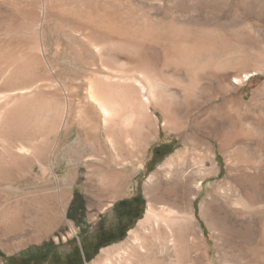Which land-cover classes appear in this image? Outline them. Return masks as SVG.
<instances>
[{
  "label": "rangeland",
  "instance_id": "obj_1",
  "mask_svg": "<svg viewBox=\"0 0 264 264\" xmlns=\"http://www.w3.org/2000/svg\"><path fill=\"white\" fill-rule=\"evenodd\" d=\"M202 27L203 32L210 33L207 43L212 61L209 58L203 60L201 56L204 49ZM35 40H38V49L34 47ZM95 44L103 51L100 57L93 51ZM106 46L112 47L119 58L120 66L116 64L113 71L116 80L129 74L136 77L135 70L140 68L157 80H154L158 85L156 90L174 91L180 100L175 103L177 106L171 105L175 108V119L166 126L162 107L156 105L157 109H152L159 124L156 134L152 130L155 131V126L147 128L152 139L144 156L134 162L111 160L104 163L118 172L124 170V176L114 188L95 184L94 188H89L90 193L86 187V165L93 158L101 162L103 154L90 157L92 153L86 149L87 152L75 155L69 147L78 139L77 131L84 129L79 119L89 82L106 74ZM141 50L148 51L146 65L137 58ZM182 58H190L196 69L181 71L180 64L186 62L180 60ZM127 59H134L132 63L128 61L131 68ZM201 59L204 65H201ZM11 61H18L22 66L7 80L4 71ZM175 61L179 62V65L176 62L179 70L174 66ZM134 62H140L137 68H134L133 65H138ZM207 63L212 64L209 69H214L200 74L203 69L198 71L197 68L206 67ZM124 65L128 71L134 68L135 72L120 73ZM170 67L178 70L179 81L170 76ZM165 72L163 78L161 74ZM246 73L252 77L242 80ZM154 74H158L156 78ZM159 77L163 79L159 80ZM233 77L240 80L238 85L233 84ZM164 81H167V87ZM28 86L41 92L42 99L38 98L34 106L45 105L49 118L43 134L27 128L25 131L28 132H21L15 128L18 122H8L5 147L0 145L2 166L15 170L6 162L10 144L17 147L21 142L42 144L54 140L52 117L59 112L60 104L70 103L73 115L69 116L68 122H73V127L66 139L64 131L59 132L61 144L46 173L34 164L26 169L18 168L14 180L0 181V264L26 257L38 249L55 248L65 253L69 246L77 245L83 250L85 241L89 242L98 230L100 220L104 228L115 221L113 208L117 203L137 198L142 208L138 220L122 240L108 243L97 252L84 253L85 259L82 258L80 264H92L103 249L124 242L129 231L144 218L147 207L144 184L148 176L180 149L193 152L197 146L196 150L203 151L202 142L215 151L212 166L216 171L204 178L203 190L194 200L195 216L207 241L206 263L264 264V0H0V96L13 88ZM28 104L32 106V103ZM84 132L86 130L81 134ZM219 144H224L225 152L218 150ZM156 150L160 152L157 156ZM70 170L76 172L68 181ZM216 184L220 187L215 192L213 186ZM58 188L64 194L63 200L57 196ZM220 190L234 192L230 200L238 196L248 211L243 207L244 216L239 219L221 211L219 215L223 216L218 215L210 229L200 213V206L210 194L208 204L212 202L210 206L214 209L220 207L223 203ZM48 205L53 208L50 223L27 217L32 210L35 212ZM7 207L9 210L17 207L25 217L16 225L6 226L3 214ZM38 225L41 228L37 231ZM202 250L204 248L200 246L196 255L199 256Z\"/></svg>",
  "mask_w": 264,
  "mask_h": 264
},
{
  "label": "bare ground",
  "instance_id": "obj_2",
  "mask_svg": "<svg viewBox=\"0 0 264 264\" xmlns=\"http://www.w3.org/2000/svg\"><path fill=\"white\" fill-rule=\"evenodd\" d=\"M204 26L207 27V25L205 24ZM201 30L202 33L200 34H202V38L204 37V49H201V56L203 57V60L207 58L211 60V50L209 49L207 43L208 35H210V33H208L207 35L205 31L203 32V30H205L204 28ZM189 34L192 35L191 31H189ZM199 36L201 37V35ZM102 46L104 47L103 44ZM34 47L35 49H38V40H35ZM106 47L104 49H106ZM108 47V50L106 49L107 51H105L104 53L106 55V60L104 63V71H106V74H103L101 76V79H94L90 81L86 89V103L81 110V117L79 119L80 125L82 126V128H84L82 130H86V132L81 134L82 130H78V139L69 147V151L75 155L80 153L83 154L86 149L90 150L88 152L92 153L91 155L89 154L90 157H94L97 155L102 156L103 154L101 162H97L93 160L95 159L93 158L89 160L86 165V167L88 168V172L85 180L86 187L88 189L94 188L95 184H99L101 187L108 189L114 188V184L118 183V181H120L119 179L124 176V170L122 172H118L114 169L104 166V163H108V161L111 160L113 162L127 163L128 161L134 162L135 160L141 159L144 156V152L147 151L149 143L152 139V136L147 131V128L152 129L155 126V131L154 129L152 130L156 134V127H158L159 124V119L152 109H157L156 105H160L162 107V110H164L166 117L164 126H166V124H170L171 119H175L173 118L176 113L174 110L175 108H171V105L173 103H178L177 101L180 100V98L177 97L178 93H173L174 91L170 93V91L166 90V87L168 86L166 84L167 81H164L166 92L163 90V92L158 91L156 90V87L158 85H155L154 82V80H157L154 79V77H152L149 72L147 73V71L140 70V68L136 70L134 69L135 67L137 68L139 66L140 62L145 63V65L147 64V50H141L142 52L139 51V53L137 52L138 55L136 53L137 58L140 62H134L133 64L136 63L138 65H133L134 68H132V70H129L130 72L135 70L137 72L136 77L131 76L130 74V76L126 74L127 76H122L120 78V81L116 80V77L114 76L115 74L113 75V71L116 69V64H119V58L118 55L115 54V50L112 51V47ZM93 51L97 54V56L99 55L98 57H100V55L102 56L101 52L103 51L100 47H98V45L93 48ZM209 55L211 56V58L209 57ZM190 56L193 55L190 54ZM187 57L188 55H186V58ZM190 58H188V60L183 58L180 59L186 60V62L180 61L183 63L180 64V66L183 67L181 69L177 66V61H175L176 65H174V62L172 65H174L175 67L177 66L178 70L180 69L183 72L188 69L193 71L196 69V65H193ZM130 60H126L129 68H131L129 62L132 63L134 59H132L131 61ZM136 60L137 59H135V61ZM189 60L191 62H189ZM203 60L201 59V65L203 64ZM166 63L164 65L166 68H168L169 65H167ZM177 63L179 65V62ZM184 63L188 68H184ZM199 64L197 65L199 66ZM126 65L121 66L120 69L122 70L119 71L120 73H122L123 71H128V67ZM210 65L212 64L210 63ZM210 65L207 63L206 67L199 66L197 69L198 71L203 69V73L202 71H199L201 72L200 74L203 75L204 72H208V66ZM21 66L19 65L18 61L8 62L7 67L4 71V73L7 74L6 76H8L7 80L11 78L13 74L18 72ZM163 68L161 69L162 72H164ZM178 70L171 67L169 68L170 76L174 77L176 81H179ZM166 73L167 72H165V74H160L163 75L162 77L164 78V75H166ZM157 75L158 74L155 75V78L157 77ZM181 76L182 75H180V77ZM162 77H159V80L163 79ZM250 77H252V74L250 75L246 73L244 74L242 80H249ZM223 79L225 80V78ZM237 79H234V85L239 84L238 81L240 82V80ZM190 80L191 79H189V82ZM207 87H209V85ZM192 90L189 89V91L191 92ZM186 91L184 92L186 93ZM183 95L185 94L183 93ZM183 95H181V98H183ZM38 98H41V92L37 91L36 88H33L31 86L21 88L16 87L10 90L8 94L0 96V145L2 144L5 147V133L7 131H5V129L8 125V122L10 124L12 122H18V127L15 125L14 126L21 132H28V130L25 131V128L36 133L44 132V126L46 125L49 118L48 108L43 104V106L41 107L34 106ZM189 102H186V104ZM28 103H32V106H28L30 105ZM60 105V109H58L59 112L52 117L53 133H55L54 140L51 142L47 141L42 144H36L34 141L26 143L21 142L17 147L13 144H10L8 147V150L10 152L9 160L6 162L7 164L10 163V167H14L15 170L13 168L7 169L5 166H2L0 164V181L7 182L10 180H14L15 178H17L16 174L18 168L26 169L34 164H38L43 173L47 172V166L52 165L53 156L56 154V151L61 144L59 138L60 135L58 136L59 132L64 131L66 139L71 134L73 127V122L70 124L68 122L69 116L73 113L70 109V103L65 102ZM177 105L175 104V106ZM26 121H29L28 123L30 124H26ZM171 122H173V120ZM170 126L171 125H169V129ZM102 137H104V139H102ZM80 146L82 147L81 149ZM201 146H203V151L196 150L198 148L197 146L195 147L196 149L193 152L181 149L176 151L148 176L144 184V197L147 202L144 218L140 219L136 227L129 231L128 236L124 242L103 249L101 255L98 256V258L92 264H207V241H205L204 239L203 231L201 230L200 224L195 216L194 200L197 199V197L203 190L204 178L216 172L215 168L212 166V162L215 157V151L213 147L208 143L203 144L202 142ZM83 148L85 149L83 150ZM224 148H226L224 144H219L218 150L220 152H225ZM208 165L210 166L208 167ZM75 172L74 170H70L67 177L68 181H71L74 178ZM219 187L220 186L218 184L214 185L213 191L216 192ZM232 193L234 192H219L221 198L223 199V203L220 204V207L218 206L217 209H214L210 206L212 202L208 204V200H210L209 198L211 196L210 194H207V196L204 198L200 206V213L208 227H210L211 222L213 223V221L217 219L218 215L222 213L221 211H223L225 215H229L230 217L234 218H238L243 215L242 208L245 205L240 202L238 196H235L236 198H233V200L231 201L230 197L232 196ZM62 195L64 194H62L61 190L58 188L57 196H59L60 200H63L62 198L64 196ZM215 202L213 203L214 205ZM49 206L50 205L35 212L34 209L32 210L33 212L30 214V216L27 217H31L33 221L36 220L39 222H44V224L50 223V221L52 220L51 218H53V208H49ZM64 206L65 205H63V207ZM17 207H14V209L12 210H9V208L7 207L8 210H5L6 212L3 214L5 219L3 217L2 218L5 222H7L6 226L16 225L23 217H25L18 211ZM243 209L248 211V208L246 209L244 207ZM40 228L41 227L38 225L37 231ZM211 228L212 227H210V229ZM200 246L201 248H204V250H202V252L198 256L196 255V250H198Z\"/></svg>",
  "mask_w": 264,
  "mask_h": 264
},
{
  "label": "flooded vegetation",
  "instance_id": "obj_3",
  "mask_svg": "<svg viewBox=\"0 0 264 264\" xmlns=\"http://www.w3.org/2000/svg\"><path fill=\"white\" fill-rule=\"evenodd\" d=\"M138 205L139 200L136 199L134 203L128 202L114 209V219L122 217V221L116 226V221H114L104 228L100 220L98 230L91 235L90 240L98 237L100 242H105L111 238L117 237L119 232L125 229V226L131 220V216L135 212ZM113 226L115 229H113ZM88 247V253H92L96 248L95 241L89 243ZM82 260L83 259L79 257L69 246L65 253H60L55 248L38 249L31 255L9 260L6 264H80Z\"/></svg>",
  "mask_w": 264,
  "mask_h": 264
},
{
  "label": "trees",
  "instance_id": "obj_4",
  "mask_svg": "<svg viewBox=\"0 0 264 264\" xmlns=\"http://www.w3.org/2000/svg\"><path fill=\"white\" fill-rule=\"evenodd\" d=\"M169 153V152H168ZM167 153V154H168ZM155 154H156V156L157 155H159L160 154V152L159 151H155ZM136 199L137 198H132V199H129V200H123V201H120L119 203H117L115 206H114V208H113V210L114 209H116L117 207H120V206H122V205H124L125 203H134L135 201H136ZM141 205H138L137 206V208H136V210H135V212L132 214V216H131V220L128 222V224L125 226V229H123L121 232H119V234H118V236L117 237H114V238H111V239H109V240H107V241H105V242H100L99 241V238L98 237H96L95 239L93 238L92 240H90L89 242H86L85 241V243H84V249L83 250H81L77 245H74L73 246V250H74V252L79 256V257H81V258H83V259H85V254L84 253H86L87 255H88V245H89V243H91V242H93V241H95V243H96V248L93 250V252H97L100 248H102L104 245H107L108 243H111V242H114V241H120V240H122L123 239V237L125 236V234H126V232H127V230L130 228V227H132L133 225H134V223H135V221L136 220H138V218L140 217V215H141V213H142V208L140 207ZM115 226L117 225V224H119L121 221H122V217H117L116 219H115ZM113 229H115L114 228V226H113ZM84 250H85V252H84ZM96 254V253H95ZM94 254V255H95ZM87 259V258H86ZM88 260V259H87Z\"/></svg>",
  "mask_w": 264,
  "mask_h": 264
}]
</instances>
